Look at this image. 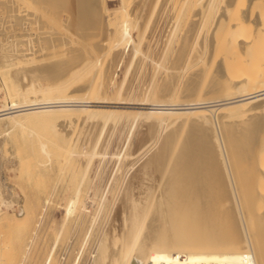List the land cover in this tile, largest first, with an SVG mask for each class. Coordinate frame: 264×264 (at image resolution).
Instances as JSON below:
<instances>
[{"label": "bare ground", "instance_id": "bare-ground-1", "mask_svg": "<svg viewBox=\"0 0 264 264\" xmlns=\"http://www.w3.org/2000/svg\"><path fill=\"white\" fill-rule=\"evenodd\" d=\"M23 1L20 2L23 3ZM26 1L27 0H25V2ZM34 1L39 2L45 0ZM47 1L49 2V0ZM101 1L103 0H54V3L51 2L49 6L57 4V8L62 7L63 9L65 4L71 5L74 2V6H69L68 9L74 10L73 25L76 29L81 27L86 29L99 27L109 28V31L112 33L110 34L108 31L109 34L112 35V38H116L114 41H108V46L109 43L113 42V45H110L113 46V50L116 51V49L118 50L116 45L119 42L125 41L124 39L130 41L128 43L129 45L132 44L130 50L132 54L131 60L129 59V64L131 62L133 63V58L138 56L137 54L142 57L144 53L143 46L145 40H147V38L144 39V31L140 32L141 30H139L140 26L137 25V20L134 21L132 16L131 20V17L126 12L125 9L127 6L125 7L126 4L124 3L128 0H120V3L124 4L123 6L125 9L122 5L120 6L123 8H117L119 12L123 9L128 15L116 16L115 9H108L113 19L110 18V20L108 16V19H106V21L104 20L102 23L103 17H101V15L103 14H101ZM20 2L17 0H0V7L14 10L19 7ZM157 2L158 1L155 2L156 5ZM167 2H171L170 5L177 9V15L174 17L173 22L175 25L176 22L178 23L181 14L186 11L188 12V16H186L188 18V26L185 23L186 21L184 22L187 27V31L185 32L188 34L180 41L176 55L173 56L174 58L172 61L170 60L172 63L169 67L170 69H167L166 79L164 77L165 82H162L163 84L161 83L162 85H160L157 90L155 89L154 92L148 87V92L146 91L147 89H144L147 93H141L143 96L137 99V101L130 100V96L128 97L125 95L124 92L127 89L124 91L123 87L126 86L119 84L118 81L116 82L113 79L115 73L110 76L111 74L109 75L104 67L106 70L104 73L107 72V79H105V76L103 79L101 78L103 76L97 74L98 70H101V67L103 69V66H105L103 63L105 62L101 63L103 66H100V64L98 65L99 59H92L93 57L91 60L82 58L81 61V59H79L81 56L79 57L78 53L80 48H74V45L72 46L73 48L69 47L72 53L70 55L67 54L66 57L47 62H42L44 59L39 61L38 58L37 62L39 63L33 64L32 61H34V59L36 60V57L44 56L41 52L42 50L45 49L44 51H47V49H50L49 51L56 52L57 50L54 48L61 47L67 40V37L58 34H55L57 36L54 37L52 32H46L45 35L34 34V43L29 41V45L25 44L21 46V36L9 31L5 22L14 18L18 23L29 21V23L32 22V25L35 23L36 28H42L44 27V25L42 26L43 23H39L42 22V20L39 21L34 13H29L27 17L17 16L16 18L14 16H0V79L2 81L1 88L4 92V95H2L3 101H0V120L7 119L10 124H19L20 126L16 128H20L26 121L43 122V124L50 122L52 127L50 128L55 134H59V131H62L63 133L65 132V136L69 134L71 126L74 127L79 124L84 127L85 131H83V133H85V138H87L88 141L87 149L81 151L86 156V158L84 157L86 164L80 180V187L76 188L73 196L63 203V218L59 228H55L57 231H54V227L52 229L50 226L52 223H49V226H47V231H51L52 233L53 230L54 237L48 248L49 250L47 251L44 264H57L58 260L56 261L55 259L56 256L54 251L57 241L63 231L76 223L75 220L81 217L82 211L86 214V204L84 198H82L81 182L84 176L86 177L85 173L87 168L90 167V164H92L91 162L94 157L102 154V151L99 150V145L102 139L101 136L109 126L108 123L115 119L120 113H127V115L131 114L132 117L127 119V122L129 121L128 127L132 126L137 119H142L140 121H143V128L141 129L139 138H137L139 146L143 147L144 143L147 144L146 141L159 125H164L165 128L163 129L165 130L168 129L166 132L162 130L165 134L161 138L159 145L146 156L138 167L131 170L132 173L125 181L123 180L122 183L120 182L121 185L118 194L114 193L117 196H115L113 201L114 208L111 212V221L109 220L110 223H108L105 230V238L100 240L101 243L98 246L99 249L97 254L95 256L93 255L94 264H264V204H262V206H260L261 204L250 206L252 200L247 202V198L244 203L240 200L239 192L237 191L239 190L237 189L238 185L236 186L235 184L232 157L229 153V148L236 147L238 136L236 137V134L233 132L227 133V131L226 134H224L220 124L221 111L228 113V115L249 114L255 113L258 110L264 111V46L261 45V43L264 42V0H162V3L159 2L158 4L164 6ZM23 5L21 4V7H23ZM152 5H154V3ZM170 5L168 7H170ZM50 7L55 8V6ZM54 10L56 12V9ZM38 11L39 10L36 12ZM173 11L175 10L173 9ZM118 13L117 15H119ZM152 14L153 12L151 15ZM126 17H129L130 20L125 19ZM67 21L68 20H66V22ZM175 25L173 24V26ZM246 26L251 29L246 30ZM197 27V33L204 32L209 35L207 42L210 49L213 46V42H220L225 55L228 56L225 60H232V62L229 61L226 63H228V70L231 71L232 74L238 73L233 78L232 83L230 82L231 85H235L236 94H229V96L224 98L220 97L215 99L197 98V96H195V98L183 100L175 99L178 98L179 95L173 99L172 95H174V93L171 95L172 99L165 97L169 96L171 90L173 91L176 88L173 87V85L175 86V83L173 84V77L176 72H178L177 70L181 63H184V69L188 68L184 60L188 50L187 47L190 36L194 34L193 30ZM36 28H32V30ZM65 28L67 29L68 26ZM65 28L63 30H66ZM35 31H37V29ZM33 33L34 32H32V34ZM101 33L99 35H101ZM170 34L168 33V35ZM197 36L199 38L201 35L196 34V37L194 35L195 38H197ZM204 36H206V34H204ZM39 40H43V43ZM201 40L202 39L199 40L200 43ZM127 41H125V43ZM193 41V43L196 42L195 39ZM66 44L64 45L65 47ZM176 44H178V42ZM69 45L71 44L69 43ZM111 46H109L108 49L112 48ZM145 46L148 47L149 45L146 44ZM189 47H191L190 44ZM197 48H199L198 51H200L203 46L200 48L195 45L194 49V45L192 44L191 51L194 49L198 52ZM37 51H40L41 54L38 55ZM64 51L66 53V50ZM76 51L78 52L76 53ZM115 51V54L112 55V59L115 58V60H117V56L121 53L117 51L116 53ZM67 52L70 53V51ZM108 52L109 51L105 52L106 55ZM196 52H194L195 54L191 57H197ZM44 53L48 54V52ZM65 53H63L64 56ZM60 55L61 54H59V56ZM199 56H201V54ZM49 57L51 56H48V58ZM168 57L170 56L168 55ZM188 57L189 54L187 58ZM51 59L53 58L51 57ZM77 59L81 62L76 61ZM120 59L121 57L119 60ZM196 59L200 60L198 57ZM28 60L29 67H24L23 64ZM148 60L149 63L150 61H154V59L150 60V58H148ZM187 60L186 62L188 63ZM198 60L192 62L197 64ZM203 60L204 59L200 61L201 64L204 63ZM131 65L133 70L135 65L133 66V64H130V68ZM97 66H99L100 69L97 68ZM195 66L197 65H194V67ZM95 67L97 69H95ZM8 70L10 71L9 79L4 77V74ZM126 72H128V70ZM183 74L185 73L183 72ZM200 74L201 70L197 69L193 74L194 77L191 75L184 84L185 91L191 93L195 92V95L197 91L202 92V87H199V82L202 79L198 81ZM95 75L100 76V79L95 80ZM124 81H126L125 78ZM125 83L127 82H124V84ZM220 84H222V81L219 79L215 81L212 86H218ZM200 86H203L202 82ZM191 93L188 95L192 96ZM149 94H151V96H148ZM197 95L199 96V94ZM174 96H176V94ZM128 107H133L134 109L129 110L127 109ZM111 122L109 123L110 125ZM186 125L188 129L184 137L182 136V140L180 134L183 133L182 128L185 129ZM4 126L5 123L4 125L2 124V127ZM20 130L21 129H19V131ZM43 131L44 130H42V132ZM1 132L8 134V127L2 128L0 134ZM34 132V130L30 129L28 134ZM10 133L12 134V132ZM34 134L36 135V133ZM178 134L181 138L179 141H177L176 138ZM14 135L15 134H12V136ZM65 136L63 135V138L67 139ZM260 138L261 140L264 139V135ZM47 140L48 139L43 138V136L41 137V135L37 137V140L34 142L30 141L31 143L26 142V140L23 141V143H18L16 139L14 143L17 145L16 152L18 157L22 161L28 162L29 155L34 153L36 154L35 158L37 157V164L34 169L37 170L38 167L41 168V166H45L48 160L50 161L52 153L49 147L50 144H48ZM108 141L106 143H108ZM261 143V148L256 154L259 163L264 160V140H262ZM59 147L63 148L65 146ZM66 149L68 152L70 151L68 146ZM69 153H71V151ZM72 154L74 153L72 152ZM116 156L118 155L116 154ZM129 157L131 159V156ZM121 158L120 162H122ZM85 161L83 163H85ZM116 162L117 160L113 163ZM32 169L30 170L32 171ZM40 171L41 169L38 172ZM41 172L39 173L40 176L42 175ZM45 173L43 172L41 177H45ZM111 183L110 181L109 185L105 186V188L103 186V192H99V196L100 194L102 195L100 199H97L98 201L95 202V211L93 215H90L92 217L91 222H94L99 216L100 211L102 212L106 207L107 201H109L107 198H109V194L114 190H110ZM101 189L99 190L98 188L99 191H101ZM242 192H244V190ZM114 194L112 193V195H110L113 196ZM257 199H259V197ZM1 203H4L5 206L11 205V203L6 200H3ZM258 203H261V201L259 200ZM30 208H32V206ZM30 210L31 209H28L23 204L20 209L18 208L16 212L12 213L0 208V258L4 257L6 253H9L7 252V248L2 249V246L7 244L4 241L10 238L14 240L20 232L25 230L28 220L30 222ZM108 212L110 213V211ZM90 226L92 225H88L87 228ZM4 234H7V236ZM89 234L90 232L88 231V235ZM62 238H64V236ZM87 238L88 237H86V239ZM72 242L73 241H71V243ZM97 242L99 241L97 240ZM96 250L97 249H95V251Z\"/></svg>", "mask_w": 264, "mask_h": 264}, {"label": "rangeland", "instance_id": "rangeland-1", "mask_svg": "<svg viewBox=\"0 0 264 264\" xmlns=\"http://www.w3.org/2000/svg\"><path fill=\"white\" fill-rule=\"evenodd\" d=\"M17 1L20 2L23 0H17ZM156 1H158L157 5L155 3ZM39 2H35L34 0H27L25 2V0H24L23 3L22 2L19 3L20 4L19 7H21V4L23 5L25 3L23 5V7H21V8L17 7V9H14V10H9L7 8L5 9V8L0 7V16H2V17H9V16H14L15 18L17 16L18 17H27V16H29V13L30 14L34 13V15H36L38 17L39 21L42 20V22H39L41 24L43 23L42 26L44 25V27H42V28H38V27L36 28L35 23H34L35 24V27H34V24L32 25V22L29 23V21H27L25 23H18L17 21H15L14 18L5 22V25L7 26V29L9 31H11L13 34H17V35L21 36L20 37V39H21L20 45L21 46L25 45V44L29 45V41L32 43L33 39H34V34H44L45 35L46 32L47 33L52 32L54 37L57 36L55 34L64 35L67 37V40L65 38V40H66L65 43L63 45H61V47L59 46V48H62V49L54 48L57 50L56 52L49 51L50 49L49 50L47 49V51H44L45 49L42 50L41 52L44 54V56H42L43 58L42 57H36V60L34 59V61H32L33 64L39 63V62H37L38 58H39V61L44 59V60H42V62L43 61L44 62L52 61V60H56L59 58L61 59L62 57H66L67 54L70 55L72 53L71 48H73V47L78 48V49L80 48L79 52L76 51V53L77 52L79 53V57L81 56L79 59H81V61H82V58L83 59L86 58V60L87 59L91 60L92 57H93L92 59L98 58L100 61V63L98 61V65L100 64V66H103V64H105V66H103V69L101 67V70H103V71L98 70L97 74H99L100 76H103L101 78L104 79V76H105V79H107V75H106L107 72L109 73V75L111 74L110 76H112V74L115 73L114 74L115 78L113 77V79L116 82L118 81L119 84H123V86H126V87H123L124 91L127 89L124 93L128 97L130 96V100H133V101L134 100L137 101V99H139L143 96L142 94H144L146 91L148 92L147 87L149 89L151 88V90H153V92H154L155 89L157 90L158 87L165 82L164 77L166 79V77H167L166 72H168L167 69H170L169 67L171 66V63H172L171 61L174 58L173 56L176 55V53H177L176 51H177V48L180 44V41H182L188 34L187 32H185V31H187L186 25L188 26V18L186 17V16H188L187 15L188 12L186 11V12L182 13L178 23L176 22V25H175V23H173V22H174V17L177 15V9L173 8L170 5L171 2H167V4H165L164 6H161L158 3L159 2L162 3V0H133V1L128 0V1H126V3H124V4H126L125 7L127 6V8L125 9V7L123 6L124 4H121L120 0H103V1H101V14H103V15H101V17L104 18V19L102 18V20H103L102 23L104 22V20L106 21V19H108V16H109V19L110 18L113 19L112 18L113 16L110 15L111 12H108V11H110L111 9H115L116 16H126V14L128 13L130 17L131 16L133 17L134 21L137 20V22H138L137 25L140 26L139 27V30H141L140 32L144 31V39L147 38L148 43H147V40H145V44L143 46L144 53H143L142 57H141V55L137 54L138 56L133 58L134 62L130 63V64H133V66L135 65V68L133 67V70H132V65L130 68V64H129V62L131 60V54H132V51H130L132 48L131 47L132 44L129 45V43H128L130 41H127V39H124L125 41H127L126 43H125V41L119 42L116 45V48L118 47V50L116 49V51L120 52L121 54H119L117 56V58H116L117 60H115V58L112 59V55L115 54L114 53L115 50H113V46L110 45V44L113 45V42L109 43V46H111L112 48L108 49L109 48L108 41L109 42H110V40L114 41L116 37L112 38V35H110L112 33L109 31V28L107 29V27H105V28L99 27V28H93V29L92 28L86 29V28L81 27V28L76 29V27L73 25V19H74L73 11L74 10L68 9L69 6L70 7L74 6V2L71 5L65 4L63 6V9L61 6H60L61 8H57V6H56L57 4L56 5L55 4L50 5V6H55V8L50 7L49 4H51V2L54 3V0H49L50 3L47 0L39 1ZM153 3L155 6L152 5ZM136 4H138V5H136ZM120 5H122L124 7V9L126 10L127 13L124 12L123 9L120 10V12H119V9L117 10V8L121 9L122 6H120ZM169 5H170V7H168ZM142 6H144V7H142ZM153 7H154V10L156 12L153 10ZM155 7H156V9H155ZM157 7H159V8H157ZM52 9L53 10L56 9V12H55V10L53 11ZM66 9H67V11H66ZM108 9H110V10H108ZM127 9H128V11H127ZM150 9L153 11H151ZM173 9L175 11H173ZM37 10H39V11L36 12ZM167 10H169V11H167ZM116 11H117V13L119 12L118 13L119 15H117ZM152 12H153V14L151 15ZM157 12L160 14H158ZM107 13H109V14H107ZM149 14H150V16H149ZM68 15H69V17H68ZM172 16H173V18H172ZM132 17H131V20H132ZM169 17H171V18H169ZM125 19H129V17L128 18L126 17ZM66 20H68L70 22H68V21L66 22ZM134 21H131V22H134ZM184 22L186 23V25ZM46 24H48V25H46ZM62 24H63V26L64 25L68 26V28L66 29L65 28L66 26L63 27ZM173 24L175 26H173ZM45 26H46V28H45ZM172 26H173V28H172ZM32 28H36L37 31H35L36 29L32 30ZM64 28L67 31L63 30ZM95 29H97L98 31ZM169 29L172 31H170ZM196 29H198V27L195 28V30ZM245 29L250 30L251 28L246 26ZM42 30H43V32H42ZM164 30H166V31H164ZM195 30H193L194 34H192V36H190L189 44L191 47H189V44H188V47H187L188 50H187L186 57L184 60V62L186 63V67H188V68L184 69L183 67L185 65L183 62L181 63V65H180L181 70L179 67V69L177 70L178 72H176L175 76L173 77V81H174L173 84L175 83V86L173 85V87L174 88L176 87V88L175 89L173 88L174 92L171 90V92L169 93L170 95L165 96V97H169L171 99L173 97V99H174L175 97H177V95H179L178 98H175V99L183 100V99H188V98H195V96H197V98L200 97V98H206V99H212V98L215 99V98H220V97L224 98L226 96H229V94L230 95L236 94L237 92L235 91V88H234L235 85H231V83L233 81V78L238 73L232 74L231 71L228 70L229 69L227 66L228 63H226V62H229L230 60H225V58L228 56L225 55L224 50L222 49V44L220 42L219 43L213 42V46L210 49L208 42H207L209 35H207V33H204V32H201V33L198 32L197 33L198 30H196V32H195ZM108 31L110 32V34ZM168 31H170L171 34ZM32 32H34V33L32 34ZM100 33H101V35H99ZM168 33L170 35H168ZM196 34L201 35L200 37H202V38H200V37L198 38V36H197V38H195ZM204 34H206V36H204ZM194 35H195V37H194ZM180 38H182V39H180ZM194 39L197 43L196 42L193 43ZM200 39H202L201 43H202L203 48H202L201 43L199 41ZM42 41L43 40H41L40 42H42ZM66 42H67V44H66ZM177 42H178V44H176ZM69 43L71 45H69ZM65 44H66V47L64 46ZM146 44L149 46L148 47L145 46ZM192 44L194 45V49H195V45H196V47H200L202 49L200 51H198L199 48H197L198 52H196L194 49H193V51H191ZM261 45L264 46V42H262ZM37 47H38V45H37ZM69 47H71V48H69ZM97 47H99V48H97ZM64 50H66V53ZM105 50L109 51L107 53V55L105 53L106 52ZM67 51H70V53H68ZM41 52L37 51L38 55H40ZM44 52H48V54L44 53ZM88 52H90V53H88ZM171 52H173V53H171ZM194 52H196L197 57L200 58V60L196 59L197 57H194V58L191 57L193 54H195ZM63 53H65V56ZM87 53H88V55H87ZM59 54H61V55L63 54V55L59 56ZM82 54L83 55L85 54V55L83 56ZM95 54L97 57L95 56ZM171 54H173V55H171ZM188 54H189L190 58L189 57L187 58ZM200 54L202 57L199 56ZM168 55L170 57H168ZM48 56H51L53 59H51V57L48 58ZM53 56L55 57V59ZM120 57H121V59L119 60ZM164 57H166V58H164ZM102 58L103 59L105 58L106 60L105 59L103 60ZM148 58H150V60L154 59L155 62L150 61V63H149ZM45 59H48V60H45ZM202 59H204L203 60L204 63L201 64L200 61H202ZM101 60H103V61H101ZM159 60H161L162 63ZM164 60H166V61H164ZM186 60L188 61V63L186 62ZM195 60H198L197 64H194L192 62V61L195 62ZM76 61L79 62L80 60L77 59ZM102 62H105V63H103L101 65ZM230 62H232V60ZM192 63H193V66H192ZM23 65H24V67H29V60L27 62H25ZM194 65H197V66H195L196 68L194 67ZM113 66L116 68H114ZM161 66H163V67H161ZM190 66H192L194 68H192V67L189 68ZM104 67L107 70V72H105V73H104V71H106V70L104 69ZM97 68H99V66H97ZM97 68L95 67V69H97ZM197 69L201 70V74L198 77V81L200 79H202L199 82L200 83L199 87H202L201 88L202 92L201 91L196 92L197 94H199V96L197 94L195 95V92L191 93V92H187L184 90L185 82L191 77V75H192V77H194L193 74L195 73V71ZM127 70H128V72H126ZM163 70H164V72H163ZM189 71H190V73H189ZM7 72H8V74H7ZM183 72L185 74H183ZM123 75L124 76L127 75V76L124 77ZM185 75H186V77H185ZM100 76L95 75L94 79L99 80ZM4 77L7 79L10 78V71L9 70L6 71V73L4 74ZM124 78L126 81H124ZM121 79L124 82H127V83H125L126 85L124 84V82ZM219 79L222 81V84H220L218 86H212V84ZM121 81H122V83H121ZM201 82H202L203 86H200ZM1 86H2V81L0 79V94L2 92V94L0 95V101H3L2 95H4V92L1 88ZM178 86H180V87H178ZM144 89L145 90L147 89V90L144 91ZM172 93H174V95L176 94V96L172 95ZM189 93H191L192 96H189L190 95ZM171 95H172V97H171ZM181 95H182V98H181ZM184 95H186V96H184ZM148 96H151V94H149ZM148 98H152V97H148ZM127 109L132 110L134 108L128 107ZM131 117H132L131 114L127 115V113L118 114L115 117V119L111 120L112 122L110 121L112 126L109 124L110 123L109 122L108 123L109 126L107 127V130H105V133H103V135L101 136L102 137L101 143H100L101 147L99 145V150L102 151V154L96 155L94 157L95 160L94 159L92 160V162H91L92 164H90V167L87 168V171L85 173L86 177L84 176V179L81 182L82 198H84V200H85V204L87 207V209L85 207V213L87 215L84 214V211H82L81 217H79L77 220H75L76 223L74 222L75 226L74 225L70 226L68 228L69 231H68V229L63 231L62 235L60 236L59 240L56 243V247L54 250L55 256H56L55 259H56V261L58 260L57 264H63V263L64 264H94V262H93L94 256L97 254V251L99 249L98 246L101 243L100 240L105 238V236H104L105 230L108 226V223H110L109 220L111 219V216H112L111 212L113 211V208H114V206H113L114 202L113 201L115 199V196H117L115 194H118L122 181L123 180L125 181L128 178V176L132 173L131 170H134L136 167H138L144 161L146 156H148L150 154V152L159 145L161 138L163 137L166 130L168 129L167 128L165 130V129H163V128H165L164 125H162V126L159 125V127L155 129L156 132L154 131L152 133V135H150L151 138L149 137V139L146 141L147 144L144 143L143 147H142V146L138 145V139L137 138H139L141 129L143 128L142 127L143 121H140V120H142L141 118L137 119L132 126L128 127L129 121L127 122V119H130ZM220 122H221L220 124H221V128L223 129L224 134H226V131H227V133L233 132L234 134H236L235 135L236 137L238 136L237 137L238 142H237L236 147L235 148H229V153L232 157L233 173H234V177H235V184H236V186L238 185L237 189H239V190H237L239 192V198H240V200L243 201V203H244V201L246 202L247 198H248L247 202L252 200L251 201L252 204L250 206H253L254 204L255 205L261 204L260 206H262V204H264V194H261V193H264V160H262V162L259 163L256 154L258 153V150L261 148L262 140H264V139L261 140V138H260V137H262V135H264V134H262V133H264V111L258 110L255 113L237 114V115H228V113H224L221 111ZM4 123H5V126L2 127V124L4 125ZM39 123H42V124H39ZM39 123L26 121L25 124H23L20 128L19 127L16 128L17 126H20V125L19 124H17V125L16 124L15 125L10 124V123H8L7 119H1L0 120V130H2V128L4 129L6 127H8V129H9L8 134H4L3 132H1V134H0V208H2L5 211H8L9 213L10 212L12 213V212H16L18 208L20 209V207L23 204L28 209H31L30 210V222L28 220V223L26 225L25 230L20 232L17 235V237L14 238V240L11 238L10 239L8 238L9 240L4 241L7 244H5V246H2V249L7 248V252H9V253L8 254L6 253L4 257L0 258V264H44L47 251L49 250L48 248L50 247L51 242L53 241V237H54L53 230H52V233H51V231H47V226H49V223H52L50 226L52 227V229L54 227V231H57V229L59 228V225L61 223V220L63 218V203L65 201L69 200L73 196V193H74V191H76V188L80 187V180H81V177L83 174V170L85 168L84 166L86 164V161H85L86 156L81 151L87 149V143H88L87 138H85L86 137L85 133H83V131H85L84 127L82 125H81L82 126L81 127L79 124H77L78 126L77 125H75L74 127L71 126L70 130L67 128L69 130V134L67 136L70 137V138H68L67 136H65V132L63 133L62 131H59V134H57V133L55 134L51 129L52 127L50 125V122L44 123L45 125L43 124V122H39ZM19 129H21L23 132L21 130L19 131ZM30 129L34 130L35 131L34 133H36V135L34 133L28 134ZM109 129H110V131H109ZM182 129L184 131L182 130L183 133H181L182 135L180 134V136L183 140V137H184V135L188 129L187 125L185 126V129L184 128H182ZM42 130H44V131L42 132ZM162 130L165 132H162ZM24 131L27 133H25ZM10 132H12V134H15V135L12 136V134ZM16 132L18 135L16 134ZM60 132H62V133H60ZM38 133L41 135V137L43 136V138L48 139L47 141H48V144H50L49 147H50L52 153H51L50 161L48 160V162L46 163L45 166H41V168L38 167V169L36 170V169H34V167L37 164L36 163L37 157L35 158L36 154H34V153L30 154L29 153L30 154L29 155V161L28 162L22 161L17 155V152H16L17 145L14 142L16 139H17L18 143H23V141H25V140H26V142H30V141L34 142L35 140H37V137H40V135ZM49 135H51V136H49ZM63 135L67 139L63 138ZM16 136H17V138H16ZM78 138H79V140H78ZM81 138H82V141H81ZM176 138H177V141L181 140V138L179 137V134L177 135ZM83 140H84V142H83ZM107 141H108V143H106ZM80 142H81V144H80ZM103 142H104V144H103ZM124 143H125V145H124ZM58 145L59 146H65L66 148L68 146V148H70L71 153H69L70 151L68 152V150L65 147L60 148ZM104 146H106V147H104ZM124 147H125V149H124ZM64 148L66 149V151ZM72 152L74 154H72ZM78 153L81 155H79ZM124 153L126 154V157H125ZM116 154L119 157L116 156ZM127 154L129 156H131V159ZM117 157H118V159H117ZM67 158H69V159H67ZM120 158H121L122 162H120ZM116 160H117V162L113 163ZM84 161H85V163H83ZM136 161H137V164H136ZM113 164H116V165H113ZM30 169H32V171ZM40 169L44 173L46 172L44 174L45 177L44 176L41 177L43 175V172H41V171L40 172L42 175L41 176L39 175L40 172H38V171ZM29 170H30V172H29ZM33 170L34 171L36 170V171L34 172ZM88 171L90 174L88 173ZM37 172H38V174H37ZM41 178H43V179H41ZM44 178H46V179H44ZM106 179H108L112 182L111 186H110V190L114 189L113 190L114 192L112 190L111 191L113 194L114 193L115 194L113 196H111L112 193H110L111 191L109 192L111 195L109 194V198H107V200L109 199V201H107L108 203H107L106 207L104 208L105 210L103 209L102 212L100 211L99 216L96 218V220H94V222H95L94 223V222H91L92 217L90 215H93V213L95 211V207H96L95 202H97L98 201L97 199H100V196L102 195V194H100V196H99V192H103L102 191L103 186L105 188V186L109 185V183H110V181H108ZM41 181H43V182H41ZM106 182H108V183H106ZM104 183H105V185H104ZM111 187H113V188H111ZM98 188H99V190L102 188L101 191H99ZM243 190L246 193L242 192ZM240 194H242V195H240ZM90 195H92L94 197H92ZM258 197H259V199H257ZM252 198H254V199H252ZM3 200L10 202L11 205L5 206L4 203H1ZM259 200L261 201V203H258ZM31 206H32V208H30ZM108 211H110V213ZM90 224L92 226L87 228V226ZM104 226H105V228H104ZM55 228H57V229H55ZM90 229H91V231H90ZM86 230H88L90 232L89 235H88V231H86ZM80 231H81V233H80ZM65 234H66V236H65ZM4 235L7 236V234H4ZM75 235H76V237H75ZM85 235H87V236H85ZM63 236H64V238H62ZM86 237H88V238L86 239ZM97 240L99 242H97ZM71 241H73V242L71 243ZM95 249H97V250L95 251ZM66 250H68V251H66Z\"/></svg>", "mask_w": 264, "mask_h": 264}]
</instances>
